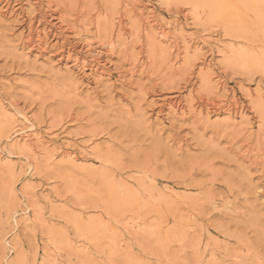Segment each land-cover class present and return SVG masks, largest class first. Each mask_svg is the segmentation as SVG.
<instances>
[{
    "label": "rangeland",
    "instance_id": "374dc122",
    "mask_svg": "<svg viewBox=\"0 0 264 264\" xmlns=\"http://www.w3.org/2000/svg\"><path fill=\"white\" fill-rule=\"evenodd\" d=\"M40 1L0 0V264H264V0H114L113 46Z\"/></svg>",
    "mask_w": 264,
    "mask_h": 264
},
{
    "label": "bare ground",
    "instance_id": "6f19581e",
    "mask_svg": "<svg viewBox=\"0 0 264 264\" xmlns=\"http://www.w3.org/2000/svg\"><path fill=\"white\" fill-rule=\"evenodd\" d=\"M4 1V0H3ZM19 1V0H18ZM22 1V0H21ZM39 1V3L41 2L40 0H38ZM55 1V0H54ZM72 1V0H71ZM76 1V0H75ZM78 1V0H77ZM82 1V0H81ZM85 1V0H84ZM84 1L82 2V4L84 3ZM122 1V0H121ZM55 2H57V1H55ZM88 2H90V1H88ZM106 2V7H108V10H104L105 11V17H100V15H99V13H101L100 11L98 12V14L96 15V14H94L93 16H91V18H90V14H89V16H88V18H90V19H85V16H84V14H83V12H81L82 11V9H81V11L79 10H76L77 12H75L74 14L73 13H71V14H73L74 15V21L75 22H78L79 21V23L81 24V28L79 27V30L78 29H76V30H74V31H76L77 33H79V34H83V33H85V34H91V32L93 33H95L96 35H98V37L99 36H103V37H105V40H107L108 41V44L109 45H111V46H113L114 44H113V42H112V36H113V31H114V29L115 28H117V26L115 25V22H114V20H117L118 22H119V24H121L122 23V21L123 20H125V17H130V10H128V9H123V10H121V9H119V7H117V2H115L114 0H106L105 1ZM120 2V1H119ZM118 2V3H119ZM125 2V1H124ZM138 2H139V0L137 1V4H138ZM10 3H11V1H10ZM42 3V2H41ZM40 3V4H41ZM46 3H48V2H46ZM69 3V2H68ZM81 3V2H80ZM100 3V2H99ZM5 4V3H4ZM7 4V3H6ZM37 4V3H36ZM35 4V5H36ZM40 4H38V5H40ZM59 4V3H58ZM74 4V3H73ZM78 4V3H77ZM76 4V5H77ZM85 4H86V2H85ZM90 5L92 4V3H89ZM129 4V3H128ZM45 5H47V4H45ZM54 5V4H53ZM79 5V4H78ZM77 5V6H78ZM81 5V4H80ZM93 5H96V4H93ZM92 5V6H93ZM101 5V4H100ZM18 6H20V5H18ZM62 6V5H61ZM72 6H74V5H72ZM104 6V5H103ZM127 6V5H126ZM129 6V5H128ZM132 6H134V5H132ZM21 7V6H20ZM66 7V6H65ZM80 7V6H79ZM83 7V6H82ZM81 7V8H82ZM84 7H85V5H84ZM134 7H136V6H134ZM17 8V7H16ZM31 8V7H30ZM35 8V7H34ZM47 8H48V6H47ZM61 8V7H60ZM72 8V7H71ZM87 8H89L88 6H87ZM93 8V7H92ZM129 8H130V6H129ZM36 9V8H35ZM73 9V8H72ZM71 9V10H72ZM98 9V8H97ZM101 9H103V7L101 8ZM131 9V8H130ZM136 9V8H135ZM135 9H134V12H135ZM21 10H22V8H21ZM30 10H32V9H30ZM29 10V11H30ZM41 10V9H40ZM54 10H55V8H54ZM74 10V9H73ZM72 10V11H73ZM94 10H96V9H94ZM93 10V12L95 13V11ZM100 10V9H99ZM137 10V9H136ZM23 11V10H22ZM28 11V12H29ZM33 11V10H32ZM31 11V12H32ZM62 11V10H61ZM65 11H67V10H65ZM71 11V12H72ZM75 11V10H74ZM84 11H86V9L84 10ZM90 11V9H88V12ZM109 11V12H108ZM40 12V11H39ZM38 12V13H39ZM58 12V11H57ZM64 12V11H63ZM20 13V12H19ZM60 13V12H59ZM96 13H97V11H96ZM136 13V12H135ZM134 13V14H135ZM22 14V13H21ZM45 14V13H44ZM57 14V13H56ZM66 14V13H65ZM92 14V13H91ZM133 14V13H132ZM139 14V13H138ZM20 15V14H19ZM29 15V14H28ZM36 15V14H35ZM44 16V15H43ZM57 16V15H56ZM59 17L61 16V15H58ZM66 15H64V17H65ZM72 16V15H71ZM87 16V15H86ZM132 16V15H131ZM42 17V16H41ZM40 17V18H41ZM63 17V18H64ZM73 17V16H72ZM93 17V18H92ZM61 18V17H60ZM134 18H135V15H134ZM43 19V18H42ZM46 19V18H45ZM59 19V18H58ZM65 19V18H64ZM129 19V18H128ZM127 19V20H128ZM133 19V18H132ZM25 20V19H24ZM61 20V19H60ZM69 21H70V18L68 19ZM131 20V19H130ZM155 18H154V16L151 14L150 15V17L148 16V21L146 22V23H149V26H151L152 28L156 25V22H158V21H156L155 22ZM158 20H160V19H158ZM30 21V20H29ZM51 21V20H50ZM66 21V20H65ZM72 21V20H71ZM136 21H137V19H136ZM58 22V21H57ZM73 22V21H72ZM152 22V23H151ZM47 23V22H46ZM51 23V22H50ZM49 23V24H50ZM53 23V22H52ZM78 23V24H79ZM131 23H132V21H131ZM130 23V24H131ZM151 23V24H150ZM56 24V23H55ZM74 24V23H73ZM79 24V25H80ZM118 24V23H117ZM123 24V23H122ZM127 24V23H126ZM128 24H129V22H128ZM26 25V24H25ZM32 25V24H31ZM52 25H54V24H52ZM114 25H115V28H113L114 27ZM30 26V25H29ZM49 26V25H48ZM64 26H65V24H64ZM76 26H78V25H76ZM83 26V27H82ZM88 26H90V27H92L93 28V30L94 31H91V30H89V28H87ZM127 26V25H126ZM136 25L134 24V23H132V25H131V29H133V30H137V28L135 27ZM143 26V25H142ZM44 27V26H43ZM55 27V26H54ZM54 27H52V28H54ZM60 27V26H59ZM162 27V26H161ZM160 27V28H161ZM33 28V27H32ZM63 28V27H62ZM62 28H61V30H62ZM74 27H72V29H73ZM123 28V27H122ZM143 28H144V26H143ZM146 28L148 29V27H147V24H146ZM163 28V27H162ZM64 29V28H63ZM75 29V28H74ZM118 29V28H117ZM151 29V28H150ZM32 30V29H31ZM31 30H30V28H29V31H28V38H27V42L28 43H31V41H32V38H31ZM142 30V29H141ZM143 30H145V28L143 29ZM60 31V30H59ZM65 31V30H64ZM146 31V30H145ZM145 31H144V33H145ZM150 31V30H149ZM37 32H39L38 30H37ZM116 32H118V31H116ZM121 32V31H120ZM124 32V31H123ZM133 32V31H132ZM142 32V31H141ZM156 32V31H155ZM58 33V32H57ZM134 33V32H133ZM143 32H142V34H144ZM151 33V32H150ZM158 35L160 36V38L161 39H163V40H167L168 41V39H169V34H167V32H166V30H164V29H160V31L158 30ZM48 34V33H47ZM59 34V33H58ZM60 34H62V32L60 33ZM116 34V33H115ZM119 34V33H118ZM122 34V33H121ZM127 34V33H126ZM132 34V33H131ZM153 34V33H152ZM56 35V34H55ZM70 35V34H69ZM48 36V35H47ZM75 36V35H74ZM119 37H121L120 35H118ZM143 36H145V35H143ZM147 36V35H146ZM56 37H57V35H56ZM76 37V36H75ZM117 38V40L119 39H121V38ZM142 37V36H141ZM157 37V36H156ZM42 38V37H41ZM65 38V37H64ZM63 38V39H64ZM129 38V37H128ZM89 39V38H88ZM96 39V38H95ZM94 39V40H95ZM130 39V38H129ZM142 39V38H141ZM147 42H146V44H145V42L143 43V44H145V45H143V44H141L140 42H139V45H140V47L141 48H143V47H145V51L147 52V56H148V58H150V60H151V63H152V65L153 64H155V65H157V62H159L160 60V62H162V63H166L164 60H165V58H166V56H163V54L162 53H160L159 54V52H158V46H157V42L155 41V39L154 38H152L151 36H147ZM26 40V39H25ZM37 40V39H36ZM56 40H58V39H56ZM67 40V39H66ZM84 40V39H83ZM97 40V39H96ZM104 40V41H105ZM115 40V39H114ZM118 40V41H119ZM124 40V39H123ZM173 40V39H172ZM46 41V40H45ZM90 41V40H89ZM89 41H87V42H89ZM121 41V40H120ZM166 41V42H167ZM34 42H36V41H34ZM33 42V43H34ZM63 42V41H62ZM67 42V41H66ZM101 42V41H100ZM181 42V41H180ZM65 43V42H64ZM116 43V42H115ZM164 43V42H163ZM36 44V43H35ZM54 44V43H53ZM74 44V43H73ZM93 44V43H92ZM101 44V43H100ZM102 44H103V41H102ZM119 44H121L120 42L118 43V45ZM166 44V43H165ZM167 44H168V42H167ZM32 45V44H31ZM38 45V44H37ZM36 45V46H37ZM69 45H71V44H69ZM108 45V46H109ZM171 45V44H170ZM182 45V44H181ZM63 46V45H62ZM74 46V45H73ZM80 46V45H79ZM86 46V45H85ZM92 46H94V45H92ZM134 46V45H133ZM136 46V45H135ZM173 46L175 47L176 45H175V43H173ZM179 46V45H178ZM182 46H186V45H184V43H183V45ZM41 47V46H40ZM72 47V46H71ZM90 47V46H89ZM110 47V46H109ZM36 48V47H35ZM39 48V47H38ZM59 48H61V47H59ZM63 48V47H62ZM69 48V47H68ZM106 48V47H105ZM111 48V47H110ZM114 47H112V49H113ZM116 48V47H115ZM169 48V47H168ZM183 48V47H182ZM185 48V47H184ZM66 49V48H65ZM74 49V48H73ZM84 49V48H83ZM91 49V48H90ZM39 50V49H38ZM72 50V49H71ZM70 50V51H71ZM75 50H77V49H75ZM79 50V49H78ZM77 50V51H78ZM111 50V49H110ZM185 50V49H184ZM183 50V51H184ZM64 51V50H63ZM77 51H75V52H77ZM94 51H95V49H94ZM170 51V50H169ZM168 51V52H169ZM74 52V51H73ZM86 52V51H85ZM107 52V51H106ZM165 52V51H164ZM80 53V52H79ZM90 53V52H89ZM92 53V52H91ZM90 53V54H91ZM108 53V52H107ZM173 53V52H172ZM171 53V54H172ZM186 53H188V52H186ZM113 54V53H112ZM184 54H185V52H184ZM79 55V54H78ZM78 55H76V54H74V53H68V55H67V58L66 59H68V60H70L71 62H72V64L73 65H77V64H81V67H82V69L84 70H86V69H91L90 68V66H89V64H87L84 60H81V59H83V58H79V56ZM88 55V54H87ZM95 55H100V53L99 52H96V54ZM94 55V56H95ZM158 55H160V56H158ZM195 55V54H194ZM59 56L62 58V52L59 54ZM88 56H90V55H88ZM106 56V55H105ZM104 56V57H105ZM175 56V55H174ZM179 56V55H178ZM185 56V55H184ZM83 57V56H82ZM96 57V56H95ZM94 57V59H96ZM191 57V56H190ZM197 57V56H196ZM60 58V59H61ZM93 58V57H92ZM98 58V57H97ZM107 58V57H106ZM198 58V57H197ZM88 59H90L89 57H88ZM93 59V60H94ZM135 59H137V58H135ZM172 59V58H171ZM196 59V58H195ZM237 59V57H235L233 60H236ZM104 60V59H103ZM139 60V59H138ZM144 60V59H143ZM142 60V61H143ZM180 60V59H179ZM183 60V59H182ZM193 60H194V58H193ZM92 61V60H91ZM101 61V60H100ZM99 61V62H100ZM105 61V60H104ZM146 61V60H145ZM168 61H169V59H168ZM167 61V62H168ZM173 61V60H172ZM189 61V60H188ZM68 62V61H67ZM70 62V63H71ZM103 62V61H102ZM150 62V61H149ZM170 62H171V60H170ZM169 62V63H170ZM90 63V62H89ZM96 63H97V61H96ZM139 63V62H138ZM145 63V62H144ZM190 63V62H189ZM188 63V64H189ZM93 64H95V62L93 63ZM100 64H102V63H100ZM106 64V63H105ZM150 64V63H149ZM184 64V63H183ZM90 65H91V63H90ZM152 65H150V66H152ZM159 65V64H158ZM165 65V64H164ZM182 65V64H181ZM185 65V64H184ZM184 65H182V66H184ZM191 65V64H190ZM154 66V65H153ZM160 66V65H159ZM163 66V65H162ZM171 66V65H170ZM173 66V65H172ZM101 67H103V66H101ZM109 67V66H108ZM161 67V66H160ZM187 67V66H186ZM71 68V67H70ZM93 68V67H92ZM104 68V67H103ZM177 68V67H176ZM185 68V67H184ZM183 68V69H184ZM95 69V68H94ZM164 69H166V68H164ZM74 70H76V69H74ZM78 70V69H77ZM101 70V69H100ZM104 70H106V69H104ZM178 70H180V67L178 68ZM93 71V70H92ZM107 71V70H106ZM156 71V70H155ZM161 71H162V69H161ZM200 71H202V70H200ZM82 72V71H81ZM80 72V73H81ZM95 72V71H94ZM102 72V71H101ZM108 72V71H107ZM163 72V71H162ZM173 72V71H172ZM182 72V71H181ZM160 73V72H159ZM167 73V72H166ZM83 74V73H82ZM165 74V73H164ZM173 74V73H172ZM177 74V73H176ZM205 74V73H204ZM86 75V74H85ZM174 75H175V73H174ZM203 75V74H202ZM84 76V75H83ZM87 76V75H86ZM85 76V77H86ZM89 76V75H88ZM87 76V77H88ZM163 76V75H162ZM161 76V77H162ZM172 76V75H171ZM164 78V77H163ZM162 78V79H163ZM202 81H201V84L203 85V87H205V88H209L210 87V79H209V77L208 76H203L202 77V79H201ZM165 80L163 79V82H164ZM172 83V81L170 80V79H166V81H165V85H169V84H171ZM176 82H174V84H175ZM163 85V84H162ZM172 85V84H171ZM174 86V85H173ZM164 87V86H163ZM175 87V86H174ZM173 87V88H174ZM199 93V92H198ZM200 94V93H199ZM166 100V99H165ZM171 100V99H170ZM174 100V99H173ZM209 100V99H208ZM215 100H216V98H215ZM218 101V100H217ZM166 102V101H165ZM264 102V101H263ZM153 103V102H152ZM163 103V102H162ZM170 103H172L171 101H167V104H170ZM251 103V102H250ZM250 103H249V105H250ZM255 103H256V108H254V109H256V113L255 114H258V117H259V119L261 120V127H260V129L262 130L263 129V127H264V105L260 102V101H256L255 100ZM194 104V103H193ZM223 104H226V103H223ZM153 105V104H152ZM162 105H164V104H162ZM172 105V104H171ZM199 105L200 106H202V107H205V106H209V107H213V108H218V104L216 103V101H206L202 96H200V100H199ZM220 105H222V104H220ZM227 105H229V104H227ZM235 105V104H234ZM226 106V105H225ZM232 106H233V104H232ZM198 107V106H197ZM221 107V106H220ZM237 107V106H236ZM224 108V107H223ZM231 108V107H230ZM220 109V108H219ZM241 109H242V106H241ZM216 110V109H215ZM214 110V111H215ZM243 110V109H242ZM252 111H253V109H251ZM225 111L230 115L231 114V112H230V109L229 108H226L225 109ZM232 111V110H231ZM234 111L235 110H233V113H234ZM236 111H237V109H236ZM241 113V112H240ZM243 113V112H242ZM254 116V115H253ZM256 117H257V115H256ZM231 118V117H230ZM258 119V118H257ZM257 121V120H256ZM259 122V121H258ZM257 122V123H258ZM230 127V126H229ZM237 127V126H236ZM222 128V127H221ZM258 129V128H257ZM223 130H224V128H223ZM226 130V129H225ZM239 131H240V129H238ZM264 130V129H263ZM217 131V130H216ZM218 132V131H217ZM220 132V131H219ZM244 132V131H243ZM260 132V131H259ZM234 133H237V132H234ZM240 133V132H239ZM239 133H238V135H239ZM250 134V133H249ZM247 137V136H246ZM264 138V137H263ZM257 142V141H256Z\"/></svg>",
    "mask_w": 264,
    "mask_h": 264
}]
</instances>
